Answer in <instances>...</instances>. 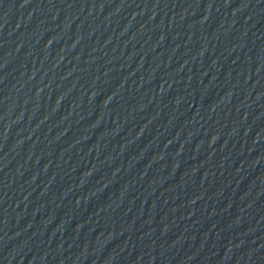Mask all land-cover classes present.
Instances as JSON below:
<instances>
[{
    "label": "water",
    "instance_id": "water-1",
    "mask_svg": "<svg viewBox=\"0 0 264 264\" xmlns=\"http://www.w3.org/2000/svg\"><path fill=\"white\" fill-rule=\"evenodd\" d=\"M0 264H264V0H0Z\"/></svg>",
    "mask_w": 264,
    "mask_h": 264
}]
</instances>
